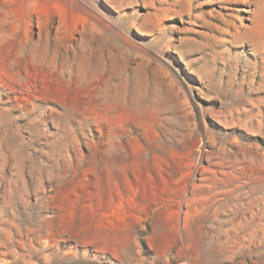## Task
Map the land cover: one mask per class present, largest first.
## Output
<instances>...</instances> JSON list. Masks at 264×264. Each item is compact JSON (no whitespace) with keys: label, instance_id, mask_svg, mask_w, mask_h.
<instances>
[{"label":"rangeland","instance_id":"374dc122","mask_svg":"<svg viewBox=\"0 0 264 264\" xmlns=\"http://www.w3.org/2000/svg\"><path fill=\"white\" fill-rule=\"evenodd\" d=\"M0 264H264V0H0Z\"/></svg>","mask_w":264,"mask_h":264}]
</instances>
